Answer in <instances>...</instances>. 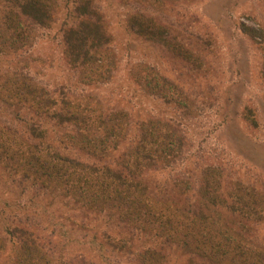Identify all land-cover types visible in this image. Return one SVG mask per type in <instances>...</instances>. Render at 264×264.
I'll return each instance as SVG.
<instances>
[{"label": "rangeland", "instance_id": "374dc122", "mask_svg": "<svg viewBox=\"0 0 264 264\" xmlns=\"http://www.w3.org/2000/svg\"><path fill=\"white\" fill-rule=\"evenodd\" d=\"M77 1L57 0L49 25L25 21L26 43L0 51V264L15 263V228L37 233L51 254L71 264H102L95 248L83 243L93 237L109 242L103 264H261L264 259L257 255L264 254V220L252 223L250 233L245 226L236 241L228 232L235 231L231 228L240 219L231 207L242 205L238 190L246 189V201L252 194L264 196V0H90L108 43L88 66L71 64L65 53L63 29L75 23ZM132 18L145 28L159 27L157 37L138 33ZM247 28L256 34L251 36ZM27 84L43 88L57 103L50 113L65 100L93 126L100 125V118L115 125L117 118L124 128L122 141L103 152L82 149L87 127L58 125L42 116L18 96ZM28 123L47 130L44 140L55 151L84 164L76 173L85 179L73 190L86 197L80 203L88 202L90 211L69 210L74 209L70 200L78 202L77 197L71 199L48 180L41 184L35 148L40 139L27 134ZM90 129L91 137L104 133ZM147 138L163 146L157 160H171L139 174L144 194L133 196L148 202L142 208L147 213L129 221L134 215L122 210L134 190L110 179L104 184L117 183L124 198L112 195L108 222L101 216L106 208L101 214L98 204L93 205L92 196L101 191L96 176L104 167L128 174L127 163L120 165L121 155ZM12 139L16 141L5 147L8 157L2 144ZM41 156L49 160L45 151ZM93 169L97 173L90 175ZM205 175L210 190L222 192L224 201L217 206L221 197L209 206L203 202ZM129 181L135 183V178ZM54 195L58 198L51 201ZM204 247L220 258L229 252L241 259L216 262Z\"/></svg>", "mask_w": 264, "mask_h": 264}, {"label": "trees", "instance_id": "16d2710c", "mask_svg": "<svg viewBox=\"0 0 264 264\" xmlns=\"http://www.w3.org/2000/svg\"><path fill=\"white\" fill-rule=\"evenodd\" d=\"M0 3L3 5V12L0 15V51H12L15 50L17 47L23 45L27 41V34L25 31V21H31L33 23L39 24L41 26H47L51 23L53 20V12L57 6V0H0ZM74 17L75 23L71 26H68L63 29V38L65 43V53L68 56V61L75 65L80 64L82 66H88L93 63H95L97 59V55L100 54L101 48L104 47L105 44L108 43V38L105 35L103 25L100 21V17L98 16L97 11L92 6V3L90 0H78L76 2V5L74 6ZM132 21L134 23L131 24L132 28H135L138 33H142L144 36H150V37H157L154 35H158L156 33L155 28L159 27H150L145 28L141 25V23L138 22V20L132 18ZM160 29V28H159ZM251 33V36L255 35V31L253 29L247 28ZM163 33L161 32V39L163 37ZM27 90L23 93V95H18L20 97V100H25L30 102L38 111V113H41L42 116L53 118L57 121L58 125H64L66 124H74V125H81V123L84 124L85 130H87V133L85 130H83L81 134L82 141L85 142V146H82V149H88V152H103L106 148L110 147H117L119 143L123 139V125L121 121H119L117 118L115 119V125L113 124L112 119L105 118L99 119V124L97 126H93V124H89L86 117L81 115L76 109H71L68 104L65 102V100H62V102L59 104L58 111H54L53 113H50L51 108L54 105H57V103L52 100V98L49 96V94L43 89L38 87H32L30 84L26 85ZM110 126H109V125ZM90 127L99 128L100 130L103 129L104 133L98 138L97 136L91 137V129ZM101 127V128H100ZM26 132L29 136H32L33 138L40 139L39 142L35 143V148L39 152L38 158V165L37 166V173L38 176H40L43 179V182L41 184H44L45 180H48L50 184L53 185V188H56L55 185H60L64 191V193H70L71 199L72 196L77 197L75 194L79 192L76 190H73V186H79L81 185L80 182L83 181L82 179H85L84 177H81L79 173L77 172V168L80 167L82 170H84V164H82L81 161L73 158L66 157L62 153L55 151L53 147H51L50 144H48L47 141L44 139L47 138V130L45 128H41L38 125H35L33 123L26 124ZM93 129V128H92ZM98 129V130H99ZM145 130V129H144ZM146 131V130H145ZM148 133L145 132L144 136H147ZM123 136V137H122ZM113 137L112 141L109 142V138ZM16 141V140H15ZM14 139L12 140H5L2 146H4L3 151H9V143H14ZM25 141L19 142V145H24ZM156 140H152V138H147L146 143L143 139L141 142H139L136 145L131 146L130 148H125L123 154L121 155L120 165H122L123 162H126L128 165V174H121V173H113L111 171V168L104 167L103 173L101 176H96L98 179L97 183L101 187V191L98 193H95L92 196L93 205H96L97 209H100L99 213L108 205V201L112 199V195L115 194L116 198L119 200H123L124 194L118 190L117 183H114L112 187H108V184H104L106 181L108 182L110 179L118 180L119 184H127V189L130 190V188H133L134 191H130L127 194V203L125 204L126 207L124 210H122V213L125 212L126 214L130 212L132 215L131 219L129 221L135 222L134 220L137 219V216L140 214H145L144 206L148 208L150 205L148 202H145L143 200L140 201L136 199L133 195H143L144 194V188L140 189L139 185L140 182L137 183L138 177L141 174L142 169L149 168L151 166L159 167L168 165V163L171 161L167 160L168 157L163 158L165 160L159 161L156 159V156L160 158L162 154L163 146L160 147L159 144H155ZM10 148V147H9ZM2 151V152H3ZM46 152L48 155L49 160H42V153ZM9 157V152H8ZM51 162V164H49ZM44 163H47L49 166L46 167L43 165ZM166 163V164H165ZM134 166V168L130 166ZM135 169V173L133 172ZM98 170V169H96ZM95 169H93L90 172V175L92 173H97ZM209 169L206 170L205 174H209ZM206 175L201 178V194L202 199L205 204L208 206L213 204L212 201H214L215 197H221L222 192H219V190H216L213 188V190H210V183L209 179L206 178ZM74 176V177H72ZM220 177V174L218 173L214 179L217 180ZM79 180L77 183L75 182V179ZM135 178V183L130 182L129 179ZM124 182V183H123ZM74 183V185H72ZM130 183V184H129ZM137 183V184H136ZM129 184V185H128ZM51 185V186H52ZM106 185V186H105ZM117 185V186H116ZM245 190L246 189H239L238 193L236 195V199H241L240 202L242 203L241 207H234L231 206L234 210L238 211L237 218L239 219V222L236 221L235 227L231 228V230H235L234 232H228L231 234V238L234 241L237 240V237L242 238L244 234L245 226H246V233H250L251 231V224H259L261 221L264 220V196L263 198L257 197L255 194L251 195L250 198H248V201H246L245 198ZM242 192V194H241ZM63 194V193H62ZM224 194V193H223ZM96 197H98L96 199ZM58 198L57 195H54L51 199V201H55V199ZM79 201L77 202L75 199L70 200L69 203H72L74 206V209L71 208L69 210L77 212V211H90L88 207V202L80 203V201L86 200V197L81 194L79 197H77ZM102 201L100 203L98 200ZM126 199V198H125ZM226 200V199H225ZM224 199H221L217 202L216 206L223 202ZM234 202V201H233ZM52 203V202H51ZM66 203H68L66 201ZM148 204V205H147ZM90 206V205H89ZM261 206V208H259ZM139 211V212H138ZM107 214H104L101 212V215L105 217V219L109 222L108 217V210L106 208ZM139 215V216H140ZM53 218V217H52ZM130 218V217H129ZM236 218V219H237ZM137 222V221H136ZM257 222V223H256ZM105 223V222H104ZM54 224V221L52 222V226ZM106 224V223H105ZM51 226V228H53ZM107 226V225H105ZM138 227L137 229H139ZM236 228V229H235ZM146 226L142 227V230L144 233L147 232ZM58 234L61 236L60 231L61 228L58 227ZM227 231V230H226ZM177 232H179L177 230ZM193 234V232H190ZM12 235L18 236V246L16 248V253L13 257V261L16 264H71L72 261H65L61 256H56L51 254V251L49 248H47L46 244L42 241L41 237L36 233H32V231H27L25 229L21 228H15L13 232H11ZM192 234L190 235V239L193 238ZM174 234H170V237H173ZM199 238H197V241ZM87 245L88 249L94 247L97 251V254L101 258L102 264L104 261H107V253L106 245L109 242H106L104 239L103 241H99L98 238H91L88 240V243L83 242ZM1 245V244H0ZM123 245H129V243L125 242ZM1 247V246H0ZM237 247V246H236ZM93 248V249H94ZM237 248L241 249L242 246H238ZM148 249V248H147ZM146 249V250H147ZM244 251V249L242 248ZM202 251H210L212 254V258L219 262L222 259H229L232 263H236V258L241 259V257L234 253V255H229V252L227 253L226 258H220L218 257L216 252L211 251L210 248L204 247L202 248ZM1 252V249H0ZM246 253V257L249 256L248 252ZM244 253V255H245ZM243 255V256H244ZM211 259V255H207ZM257 256H260V258L264 259V254H259ZM14 263V264H15ZM77 263V262H75ZM107 263V262H106ZM259 263H264V260H261ZM78 264V263H77ZM79 264H85L83 262H80ZM248 264V263H246Z\"/></svg>", "mask_w": 264, "mask_h": 264}]
</instances>
